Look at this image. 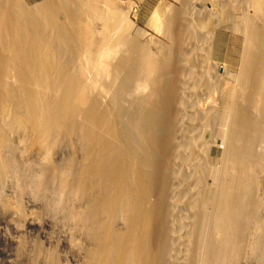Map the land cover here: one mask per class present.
I'll list each match as a JSON object with an SVG mask.
<instances>
[{
    "label": "bare ground",
    "instance_id": "1",
    "mask_svg": "<svg viewBox=\"0 0 264 264\" xmlns=\"http://www.w3.org/2000/svg\"><path fill=\"white\" fill-rule=\"evenodd\" d=\"M26 2L0 0V202L10 181L55 193L85 238L81 264H239L250 243L264 250V0H174L155 34L116 0ZM226 30L244 38L235 72L211 62ZM223 81L236 83L227 108ZM173 142L192 184L172 176L168 210ZM197 144L222 148L207 208Z\"/></svg>",
    "mask_w": 264,
    "mask_h": 264
},
{
    "label": "rangeland",
    "instance_id": "2",
    "mask_svg": "<svg viewBox=\"0 0 264 264\" xmlns=\"http://www.w3.org/2000/svg\"><path fill=\"white\" fill-rule=\"evenodd\" d=\"M26 1H27L26 4L28 6H34L38 3H41L43 0H26ZM173 1L174 0H116L117 3L116 2L115 3L117 5L119 4L120 7H124L125 11H127V7H128L129 12L127 17L131 21V23L133 22V25L135 24L134 26L143 27V29H146L151 33L155 34L156 32L153 26L160 24L163 16H160L157 20L155 16L153 18V21H152V16L156 15L157 12L156 10L157 8H159L160 5L162 6L165 3L168 5L170 2L173 3ZM168 6L167 9L171 7L170 5ZM233 10L235 12L236 17L239 18L240 16V12L238 11L239 6L234 5ZM131 31L134 33L132 29ZM243 44H244V38H242V36H240L237 32L231 30L219 31L217 35V43L214 47V56L211 58V62L214 61L220 63L221 65H224L227 68H229L232 72L237 71L239 69L240 66L239 64L242 59L243 46H244ZM232 84L233 86L235 85L236 88V83L234 84V82L232 83L231 81V83L228 84L227 81H223L221 85L219 99L217 94L213 93V96L216 97L215 99H218V106L223 105V107L226 106L227 108L228 101L232 99V94H229L228 91L230 90ZM203 102L199 104L200 107L204 106ZM198 146H200V144L199 145L197 144V147L193 149L192 151L193 155L191 156H192V160H194L193 157L197 160H198L197 157H200L198 162L202 163L200 164L201 169L204 168V170L202 169V173L200 176H202V180L205 182L206 180L210 179L211 174L213 173L210 170L216 169L217 167L220 166L222 160V148H220V144L218 145L212 144L210 148L205 146L207 147L206 150L205 147L203 146L198 147ZM172 147L176 149V144L174 142L171 145L172 150L170 149L168 155L170 159L168 158L167 162L164 161V166L165 164L168 165L167 166L168 172H160L159 170L160 172L159 177L163 179L162 176H165L166 174L170 173L169 175L166 176L172 177L174 175L175 178L177 177L178 179L180 178L183 179L184 181L186 180V182L189 183V184L184 183L185 185L186 184L191 185L192 184L191 181L188 180L189 175L187 176L185 175L188 173L187 168L185 170V168L183 167V166H187L186 164L187 161L183 160V158L181 159L176 157L178 154L176 153V150L173 149ZM207 153H209V155ZM204 155H208L207 156L208 158H205L206 156ZM180 156L183 157L182 155ZM174 159L178 161L177 163L179 165L176 164V162H174ZM179 162L184 163L185 165ZM204 162L206 163L204 164ZM203 164L207 165L208 168L205 167ZM179 166H181L182 169ZM205 169H207V171H205ZM171 170L173 172H171ZM262 171H261L262 174L260 172V177H259L260 184L257 190V196L261 200L263 199L262 200L263 204H262V208H260L259 210L260 212L259 215L261 219L264 220V218H262L264 216V197H263L264 192L262 193V191H264V174H263L264 169ZM164 178L166 179L163 180L161 179V182L165 180L166 182L165 184H167L166 185L167 191L165 192L166 194L164 195L162 192L159 193V197L163 196L164 200H166V201L163 200L164 202L161 200L163 203L170 200L172 191H170L171 189L168 186L169 185L170 187L173 186L172 184L173 177L170 179H167V177ZM157 181H158L157 183L160 182L158 177H157ZM209 183L210 180H208L207 187L205 186L201 191L202 193L201 199L202 198L204 199V200L202 199V201H204L202 202V207L204 206L203 208H207V206H210L209 199L214 191V186H211ZM31 188L32 187L20 188L18 187V185H15L12 181H10L8 183V188L5 191H3V198L5 200L8 198L9 206L0 202V264H48L46 257L48 256L49 258V256L52 253L55 254L57 260L61 262L60 264H81L83 260L84 248L86 244H84L85 243L84 236H81L80 232H78L80 230L79 228H77V224H76L77 221H75L74 217L70 214V212L64 209L62 205L61 208L59 205L58 206L56 205V207L50 205V199H52L55 195V193H53L51 190H47L43 194H38L37 192L34 191V188L32 189ZM159 188L160 187H158V191H160ZM155 196H158V194L156 193ZM16 206L19 207L17 208ZM166 207L168 210L171 208L169 201ZM167 209L165 208V210ZM165 210L164 212H166ZM170 211H168L167 213L168 216L167 217L168 219L166 218L167 221H170L169 220L170 215H172V211L171 212ZM16 214L18 218H13V216ZM162 220L164 221L165 218H162ZM165 221L163 223L164 225L161 226L163 232L161 233L160 231L163 237H166V233L169 230V227L167 226L170 225V224L168 225V223L170 222L166 223ZM249 226H248L249 231L251 233L252 232L254 233L255 232L254 228L251 227V225ZM166 228H168V230ZM163 229H165L167 232ZM250 246L251 243L249 247L247 246L248 252H245L247 250L244 251L243 254L244 258L242 257L241 254L242 259L240 258L239 259L242 262L239 260L240 262L239 264H264V250L258 252H255L253 250L251 251ZM35 247L38 249H36ZM36 251L39 253L38 258H36L38 254ZM163 264H165V261L163 262ZM200 264H206V263L200 262Z\"/></svg>",
    "mask_w": 264,
    "mask_h": 264
}]
</instances>
